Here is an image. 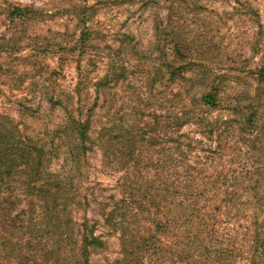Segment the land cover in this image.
<instances>
[{
  "label": "rangeland",
  "instance_id": "obj_1",
  "mask_svg": "<svg viewBox=\"0 0 264 264\" xmlns=\"http://www.w3.org/2000/svg\"><path fill=\"white\" fill-rule=\"evenodd\" d=\"M147 1L0 0V117L12 118L22 137L43 146L47 171L70 196L73 236L81 239L79 228L87 221L100 240L91 249L90 264H177L170 263L168 253L164 260L145 253L143 259L126 261L123 232L104 223L103 213L117 202L124 210L122 201L132 200V184L157 178L158 160L168 156L173 94H179L176 112L185 105L199 108L185 93L189 75L195 85L217 86L223 104L239 106L243 113L209 111L207 117L220 125L214 136L200 133L194 123L182 130L192 131L191 138L203 142L200 147L227 148L223 162L228 166L260 167L251 176L264 180V0ZM86 3L104 8L98 15L110 32L95 35L90 49L80 53L81 28L70 12ZM16 7L37 15L14 16ZM167 17L169 30L162 34ZM184 64L186 80L173 79L171 72ZM80 98L82 117L92 112L93 142L85 153L76 151L73 134L64 128L66 104L76 108ZM101 129L120 140L107 154L97 143ZM57 182L51 187L55 196ZM26 205L19 203L17 210Z\"/></svg>",
  "mask_w": 264,
  "mask_h": 264
},
{
  "label": "trees",
  "instance_id": "obj_2",
  "mask_svg": "<svg viewBox=\"0 0 264 264\" xmlns=\"http://www.w3.org/2000/svg\"><path fill=\"white\" fill-rule=\"evenodd\" d=\"M147 3L146 0L143 4ZM99 6L86 3L70 12L81 28L76 43L80 53L90 49L95 35L110 32V28L101 25L98 14L105 10ZM12 15L29 19L37 13L16 7ZM168 21L169 17L162 34L169 30ZM179 33L177 38L182 41ZM180 46L181 42L176 46L179 51ZM186 65L182 70L174 69L172 78L180 76L186 80ZM187 79L185 93L192 94V101L199 108L185 105L176 112L179 94H173L174 110L165 141L168 156L166 160H158L157 178L151 183L137 182L138 187L132 184V200L122 201L125 209L117 202L111 212L104 211L103 221L123 232L126 261L143 259L145 253L164 260V253H168L170 263L177 264H264V180L251 176L259 174L260 167L243 166L238 170L228 166L223 162L227 148L200 147L203 142L191 138L192 131L182 130L194 123L200 133L214 136L220 125L207 117L209 111L243 113V109L232 103L223 104L217 86L190 83L195 79L193 75ZM54 105H57L55 101ZM83 108L81 98L76 108L70 102L66 104L68 118L64 128L73 134L74 148L79 153L87 152L88 142H93L89 134L92 112L85 119ZM254 115L251 112L248 116L252 129L257 125ZM103 130L106 129H101L97 143L106 147L107 154L120 140L117 135L110 137L111 130L105 133ZM20 133L19 124L12 118L0 117V253L3 256L0 264H90L91 249L100 246V240L87 221L79 228L81 239L73 236L72 228L76 225L67 213L68 192L47 171L43 146ZM79 159L78 155L80 164ZM56 182L55 196L51 187ZM71 185L74 186L73 182ZM24 201L26 207L17 210V205ZM54 257L55 262L50 263L49 258Z\"/></svg>",
  "mask_w": 264,
  "mask_h": 264
}]
</instances>
